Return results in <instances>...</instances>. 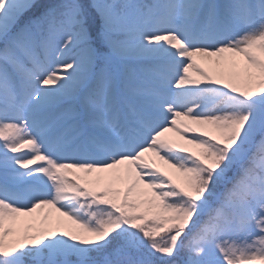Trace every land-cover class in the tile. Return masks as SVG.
I'll use <instances>...</instances> for the list:
<instances>
[{
	"label": "snow or ice",
	"instance_id": "6c2138e0",
	"mask_svg": "<svg viewBox=\"0 0 264 264\" xmlns=\"http://www.w3.org/2000/svg\"><path fill=\"white\" fill-rule=\"evenodd\" d=\"M0 264H264V0H0Z\"/></svg>",
	"mask_w": 264,
	"mask_h": 264
}]
</instances>
